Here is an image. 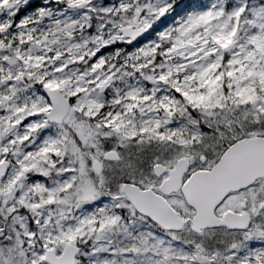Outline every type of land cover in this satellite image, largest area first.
<instances>
[{
  "label": "snow or ice",
  "instance_id": "6c2138e0",
  "mask_svg": "<svg viewBox=\"0 0 264 264\" xmlns=\"http://www.w3.org/2000/svg\"><path fill=\"white\" fill-rule=\"evenodd\" d=\"M0 264H264V0H0Z\"/></svg>",
  "mask_w": 264,
  "mask_h": 264
}]
</instances>
